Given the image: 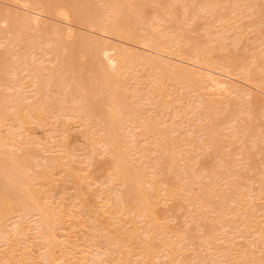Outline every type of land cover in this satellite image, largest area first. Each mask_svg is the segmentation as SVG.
Here are the masks:
<instances>
[{
	"label": "bare ground",
	"instance_id": "6f19581e",
	"mask_svg": "<svg viewBox=\"0 0 264 264\" xmlns=\"http://www.w3.org/2000/svg\"><path fill=\"white\" fill-rule=\"evenodd\" d=\"M0 1L23 9L0 6L5 245L38 241L42 264H264V0ZM58 171L81 248L45 202Z\"/></svg>",
	"mask_w": 264,
	"mask_h": 264
},
{
	"label": "rangeland",
	"instance_id": "374dc122",
	"mask_svg": "<svg viewBox=\"0 0 264 264\" xmlns=\"http://www.w3.org/2000/svg\"><path fill=\"white\" fill-rule=\"evenodd\" d=\"M3 5H5V6H3ZM0 6H2V7H9L10 9H12V8L15 9V7H16V10H15L16 12H18V11L19 12H23V9H20L17 6L12 5L11 3L8 4V3H5L3 1H0ZM17 9H18V11H17ZM50 15L48 14V16L45 18V19L48 20V22L54 23L56 21L57 24L65 27V28H67L66 23H63L62 21H61L62 22L61 23V22H59V20L57 18L54 17L53 14H52L51 17H50ZM79 31H84L86 33L87 30L86 29H83V28H80ZM95 35L96 36L97 35L98 36H101V34H99V33L98 34L96 33ZM125 43L126 42L123 43L122 41L119 42V44H121V45L124 44L125 45V46L122 45L123 47H128V48L137 50L139 52H142V50L144 49L143 50V53H147L148 52V54H152L150 51L145 50V48L143 46H140V45H132V44L130 45L129 43H126V44ZM42 47L43 48H49V46H42V44H41V47L39 48L41 50H37L36 49V52L33 53V58L34 59H37L38 62L39 61L42 62V55L40 53V51L42 52V50H43ZM140 47H142V48H140ZM48 55H50V54H48ZM46 56L47 55L44 54V58H46ZM37 60H35V61H37ZM173 61H176L177 63H181L182 64L181 61H178L176 59L175 60L173 59ZM188 64H186V65L188 66ZM189 67L194 68V65L190 64ZM27 73H29V72L26 71V75H28ZM20 75L22 77L24 76L25 78H27L26 80L24 78V80L26 82L30 80V78L28 79V76L25 75V71L23 73L21 72ZM218 75L220 76V74H218ZM223 76H225V77H223ZM233 78H234V80H233ZM221 79L231 81L234 84H237L238 83L239 86H241V87H243V88H245L247 90H249L252 87L250 84H246L245 81H243V80L241 81L237 77H232L231 78L229 76L222 75ZM238 81H241V82H238ZM249 86H251V87H249ZM28 89H30V88H28ZM182 90L183 89H180L179 90L180 91L179 93H181ZM252 93L253 94L255 93V94H258V95H263L260 91H258V89L256 91V88L253 89ZM167 94H170V93L167 92ZM167 94H164V97L166 99H172V97L174 98V95L173 94H170V96H167ZM186 102H187L186 100H181V102H179L177 104V106H179V108H180V105H183ZM148 103H150V102H148ZM156 104L159 105L158 103H156ZM179 120H181V118H179ZM71 123L68 125V129L70 130L69 131L70 132V144L72 146V149L73 148L74 149H77L82 144L83 137H82L81 133L77 129L79 126L76 125V123H74V124H73V122H71ZM28 127H29V131H27V132H29V133L27 134V132H26V135L27 136H31L32 135L33 137H40V138H42V136H44L46 134V131L44 129L39 128V127H36V125H29ZM57 127L58 128H57L56 134L59 137H62L63 136V133H65V125L57 124ZM149 138H151V139H149L151 141L152 140H155L153 137H149ZM56 174L54 175V179H55L54 180L55 181L54 184H50V185L47 186V196L50 193V195H49L50 197L48 196V198H47L48 201L45 200V202H47V204L62 203V205H64V210L65 209L67 210V211L65 210V214L69 216V217L67 216L68 220L70 218H72V220L70 222H68V220H67L66 225H63L64 226V227H62L63 229L60 230V233L62 234L61 239L67 238L68 237L67 235H69L71 233L72 236L74 235L73 236V239L74 238L76 239V240L74 239L75 242H77V241L78 242H81L82 241L79 244L80 245V248H81V246L84 247L86 243L83 241V239H81L82 236H83V232H81L79 230L80 229L79 221L83 218L82 210H81V208H77L76 206L73 205L74 202H75V193H76L75 184L71 181V178L69 180L68 179H65L66 178V175L64 177L65 172L63 174V173H59V171H58V172H56ZM72 212H74V213H72ZM68 213H70V214H68ZM10 223L11 222H7L8 226H6V227L8 229H9V226L11 228V225H9ZM70 227H72V228L70 229ZM74 233H76V234H74ZM94 233L98 234V231L95 230ZM71 234L69 236H71ZM65 235L67 237H65ZM75 235H76L77 238L75 237ZM98 237H100V236H98ZM8 238H11V241L8 244H6V245H5L4 242H2L3 240H0V264H42V263H38L37 262L39 260V259H37L38 256H40V254L42 253V247H41V245H40V243L38 241L33 240L32 243L29 242V243L19 244L17 238L14 237L12 234ZM97 240H103V239H97ZM81 244H83V245H81ZM12 245H13V247L11 248ZM38 245H40V246H38ZM28 247H30V248L27 249ZM25 249H27V253H25V251H26ZM59 255H60V251H58V253H57V256L58 257H59Z\"/></svg>",
	"mask_w": 264,
	"mask_h": 264
}]
</instances>
